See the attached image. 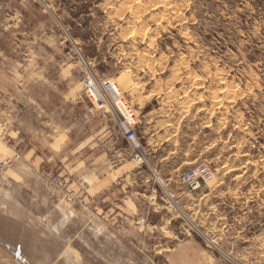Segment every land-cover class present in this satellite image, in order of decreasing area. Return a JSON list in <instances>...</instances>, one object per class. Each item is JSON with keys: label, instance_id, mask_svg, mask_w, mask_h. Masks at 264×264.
<instances>
[{"label": "rangeland", "instance_id": "obj_1", "mask_svg": "<svg viewBox=\"0 0 264 264\" xmlns=\"http://www.w3.org/2000/svg\"><path fill=\"white\" fill-rule=\"evenodd\" d=\"M45 1L134 112L138 146L124 147L154 177L135 191L167 208L124 235L60 191L43 205L5 186L4 158L0 212L26 236L0 239V264H169L180 244L199 264H264V0ZM200 161L212 178L190 190L181 176Z\"/></svg>", "mask_w": 264, "mask_h": 264}, {"label": "crops", "instance_id": "obj_2", "mask_svg": "<svg viewBox=\"0 0 264 264\" xmlns=\"http://www.w3.org/2000/svg\"><path fill=\"white\" fill-rule=\"evenodd\" d=\"M53 10L46 12L34 0H0V161L18 156L1 170L5 186L17 184L31 202L47 205L61 191L45 174L58 172L72 178L71 190L82 198L84 219L114 225L124 235L133 223L147 230L151 225L152 231L156 223L151 216L167 206L157 205V191L149 185L143 188L148 194L135 191L145 185L142 179L154 177L133 161L115 119L84 96L82 73L61 42ZM181 189L173 192L177 199L189 192ZM164 216L160 222L174 219ZM17 219L0 212V239H24ZM192 241L187 244L195 247ZM7 245L0 242L9 252ZM185 245L170 250L169 264H199L198 252H182Z\"/></svg>", "mask_w": 264, "mask_h": 264}, {"label": "built area", "instance_id": "obj_3", "mask_svg": "<svg viewBox=\"0 0 264 264\" xmlns=\"http://www.w3.org/2000/svg\"><path fill=\"white\" fill-rule=\"evenodd\" d=\"M36 1L46 12L54 14V10L45 0ZM61 42L67 44L70 54L71 63L78 67L82 73L80 84L83 94L90 104L99 112L103 114H111L123 136V138L130 142L136 140L137 120L134 112L127 106L121 96V92L116 85L108 78H104L92 66L90 60L83 54L81 44L63 28L61 33ZM6 158L1 162L2 167L12 165L13 159ZM47 179L51 185L58 188L66 197H68L72 204H81L82 198L75 195L71 190L72 178L60 173H46ZM212 178V171L210 167L203 161L197 162L189 170L185 171L181 179L188 186L190 190H196L202 184L208 182Z\"/></svg>", "mask_w": 264, "mask_h": 264}, {"label": "trees", "instance_id": "obj_4", "mask_svg": "<svg viewBox=\"0 0 264 264\" xmlns=\"http://www.w3.org/2000/svg\"><path fill=\"white\" fill-rule=\"evenodd\" d=\"M16 254H17V256L20 257V255L22 254V253H21V250H18V252H17ZM18 254H19V255H18ZM20 258H22V257H20ZM22 260H23L24 263H26V262L24 261L25 259L22 258ZM26 264H27V263H26Z\"/></svg>", "mask_w": 264, "mask_h": 264}, {"label": "bare ground", "instance_id": "obj_5", "mask_svg": "<svg viewBox=\"0 0 264 264\" xmlns=\"http://www.w3.org/2000/svg\"><path fill=\"white\" fill-rule=\"evenodd\" d=\"M135 144H136L135 146H138V144L136 143V141H135Z\"/></svg>", "mask_w": 264, "mask_h": 264}]
</instances>
